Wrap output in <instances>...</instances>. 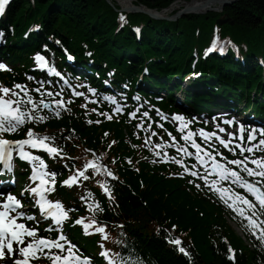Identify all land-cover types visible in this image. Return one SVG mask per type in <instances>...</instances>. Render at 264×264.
Wrapping results in <instances>:
<instances>
[{
	"label": "trees",
	"instance_id": "16d2710c",
	"mask_svg": "<svg viewBox=\"0 0 264 264\" xmlns=\"http://www.w3.org/2000/svg\"><path fill=\"white\" fill-rule=\"evenodd\" d=\"M134 1L159 10L175 0ZM222 16L234 22L232 26L226 23L223 29L248 44L243 52L248 67L243 68L231 55L211 56L199 60L197 66L224 90L236 91L235 87H238L241 95L246 94L247 98L253 89L264 93V69L253 59V53L264 54V0H240L220 12L186 15L178 22L153 21L135 14L129 17L130 20L142 19L144 23L138 39L129 28L116 30L115 10L104 0H12L5 23L13 24L16 34L21 36L29 22L41 21L44 33L35 37L59 32L65 36L63 41L76 50H81L79 42L82 41L96 52L99 60L120 65L126 74L139 71L146 60L149 61V72L154 76L157 71L163 75L183 65L189 67L195 42L202 45L211 24ZM29 43L33 44V41ZM8 47L16 49L14 54L18 55L31 48L21 41ZM14 54H10L11 58H16ZM196 85L192 84V87ZM60 123L63 122L50 125ZM72 126L82 140L96 145L101 135L97 134L96 127L87 128L74 122ZM111 126L118 125L104 124L102 128ZM122 133L120 128L116 136L121 137ZM122 177L125 184H118V208L110 211L113 214L106 213L104 218L126 216L138 224L131 230L135 235L134 243L149 264H264L262 248L255 245L248 249L226 226L219 211L208 202L190 196L181 180L165 179L163 172L155 175L147 169L136 175L127 171ZM173 223L174 227H170ZM188 227H191L190 233L177 241L179 230ZM228 244L235 250L233 260L228 258ZM186 255L192 257L191 261Z\"/></svg>",
	"mask_w": 264,
	"mask_h": 264
},
{
	"label": "bare ground",
	"instance_id": "6f19581e",
	"mask_svg": "<svg viewBox=\"0 0 264 264\" xmlns=\"http://www.w3.org/2000/svg\"><path fill=\"white\" fill-rule=\"evenodd\" d=\"M120 2H121V4L123 5V6H126L127 7V5H128V3H129V1L128 0H119ZM221 1H223V0H215L214 2H212V1H204V0H195V1H192V2H181V3H176V4H174L172 7H181L182 5H185V6H187V9H189V10H191V13H194V12H201V11H203V10H207V9H209V8H214L216 11H219V10H223V8L225 7V6H223L222 7V5L220 6V2ZM237 1H240V0H237ZM237 1H235V2H237ZM235 2H233V3H230V4H227L226 6H228V5H231V4H234ZM142 5H143V3H142ZM163 11H165V10H163ZM194 11V12H193ZM225 21V22H223V21ZM229 20V18L228 17H226V16H222V17H220V18H218V19H216V21H218L219 23H220V21H222V25L224 26L226 23H228L230 26H232L233 24H234V22L233 21H228ZM216 26H220V27H222L221 25H219V24H217ZM227 26L228 25H226L225 27L227 28ZM221 33L224 35V33L221 31ZM225 36V35H224ZM201 87L200 86H198V89H200ZM221 90V89H220ZM252 92H254V91H252ZM254 94H256V93H254ZM209 95H211V94H209Z\"/></svg>",
	"mask_w": 264,
	"mask_h": 264
},
{
	"label": "water",
	"instance_id": "95a60500",
	"mask_svg": "<svg viewBox=\"0 0 264 264\" xmlns=\"http://www.w3.org/2000/svg\"><path fill=\"white\" fill-rule=\"evenodd\" d=\"M192 1H195V0H190L189 2H192ZM205 1H212V0H205ZM235 1H237V0H223V1H221L220 2V6L222 5V7L223 6H226L227 4H230V3H233V2H235ZM188 2V3H189ZM170 7V6H169ZM168 7V8H169ZM138 9H139V11H143V12H145V13H147L148 15H150V16H152V17H159V18H165V19H169L168 17H160L159 16V14L160 13H162V11L163 10H166V9H163V10H161L160 12H156V13H154V12H150V11H145V10H143L141 7H138ZM204 11H206V10H203V11H201V12H199V13H203ZM194 12V11H193ZM187 13H191V10H189V9H187V6H183L180 10H178L176 13H175V15L176 16H182V15H185V14H187ZM223 21V20H222ZM222 21H220V23H222ZM223 22H225V21H223Z\"/></svg>",
	"mask_w": 264,
	"mask_h": 264
},
{
	"label": "rangeland",
	"instance_id": "374dc122",
	"mask_svg": "<svg viewBox=\"0 0 264 264\" xmlns=\"http://www.w3.org/2000/svg\"><path fill=\"white\" fill-rule=\"evenodd\" d=\"M205 1V0H204ZM215 0H212V2H214ZM117 2L118 3H120V5H121V2L119 1V0H117ZM207 10H215L213 7L212 8H209V9H207ZM216 11V10H215ZM167 13H169V12H167Z\"/></svg>",
	"mask_w": 264,
	"mask_h": 264
}]
</instances>
